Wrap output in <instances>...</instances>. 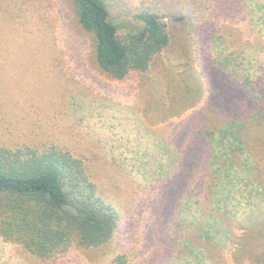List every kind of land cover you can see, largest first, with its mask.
Segmentation results:
<instances>
[{
	"label": "rangeland",
	"instance_id": "374dc122",
	"mask_svg": "<svg viewBox=\"0 0 264 264\" xmlns=\"http://www.w3.org/2000/svg\"><path fill=\"white\" fill-rule=\"evenodd\" d=\"M203 1L206 15L196 30L182 18V3L168 16L164 0H107L122 35L140 24L136 14L154 9L171 36L147 71L117 80L101 67L73 0H0V148L69 153L122 216L108 243L87 249L74 240L47 257L8 240L0 216V264H120L119 255L126 264H204L189 245L200 229L222 238L205 245V264H257L259 256L264 264V238L249 244L253 255L237 256L252 241L247 219L264 216L261 130L247 132L228 167L227 206L209 199L211 187L220 189L211 174L204 194L177 192L182 166L171 160L182 145L179 131L205 104L219 63L233 92H264V0H238L243 11L229 23L214 17L217 0ZM180 86L194 105L178 115L171 97ZM216 210L221 217L228 211V238Z\"/></svg>",
	"mask_w": 264,
	"mask_h": 264
},
{
	"label": "trees",
	"instance_id": "16d2710c",
	"mask_svg": "<svg viewBox=\"0 0 264 264\" xmlns=\"http://www.w3.org/2000/svg\"><path fill=\"white\" fill-rule=\"evenodd\" d=\"M164 1L162 7L168 16H173L182 3L186 9L182 18L196 30L202 27L197 21L206 15V2ZM73 3L79 25L95 37L96 56L101 67L117 80L147 71L153 59L171 42L162 15L154 9L136 14L140 24L122 35L112 19L107 0H73ZM214 6V17L218 20L224 17L228 23L243 11L238 0H217ZM223 64L220 62L212 74V90L205 104L184 120L185 126L179 131L182 145L177 153H172L171 160L182 166L180 176L183 178L177 182L179 194L189 189H197L198 195L204 194L206 186L209 189L208 175L215 177V186L220 189L213 193L211 187L209 199L214 196L213 202L219 209L228 204V196L222 197L228 189V167H234L236 154L247 142L246 136H250L247 132L256 134L261 130L264 133V92L258 94V98H252L241 88L238 93L233 92L226 83V73L220 70ZM172 96L178 115L194 105L188 87L182 89L180 86ZM85 172L82 161L55 149L40 153L30 149L16 152L0 148L2 234L41 257L66 249L74 240L87 249L108 243L122 216L113 204L103 199L97 185ZM215 212L212 216L224 225L222 230L228 238L224 223L228 211L224 217L217 210ZM259 218L250 216L247 219L248 236L252 241L242 244L238 257L253 255L249 244L253 242L255 246L258 239L264 238L255 228L259 223L264 228V216ZM215 232L211 234L207 229H200L194 240H189L199 262L205 264L207 260L205 245L216 244V240L222 242V238H218L220 232ZM262 257H257L255 263L262 264ZM116 260L126 264L125 255L117 256Z\"/></svg>",
	"mask_w": 264,
	"mask_h": 264
}]
</instances>
